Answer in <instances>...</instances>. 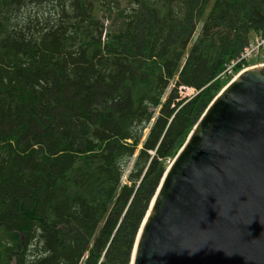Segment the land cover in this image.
Listing matches in <instances>:
<instances>
[{"label":"trees","instance_id":"1","mask_svg":"<svg viewBox=\"0 0 264 264\" xmlns=\"http://www.w3.org/2000/svg\"><path fill=\"white\" fill-rule=\"evenodd\" d=\"M261 32L264 0H0V264H130L166 161Z\"/></svg>","mask_w":264,"mask_h":264},{"label":"water","instance_id":"2","mask_svg":"<svg viewBox=\"0 0 264 264\" xmlns=\"http://www.w3.org/2000/svg\"><path fill=\"white\" fill-rule=\"evenodd\" d=\"M229 82L165 171L132 264H264V66Z\"/></svg>","mask_w":264,"mask_h":264},{"label":"built area","instance_id":"3","mask_svg":"<svg viewBox=\"0 0 264 264\" xmlns=\"http://www.w3.org/2000/svg\"><path fill=\"white\" fill-rule=\"evenodd\" d=\"M260 54L264 55V32L255 34L242 48L239 55L235 59L231 60L228 65H226L225 69L219 74L218 77L226 78L230 76L231 79L229 81H231L237 75L247 69L257 66H264V62L253 61L257 59ZM236 66H240V69L237 73L234 71Z\"/></svg>","mask_w":264,"mask_h":264},{"label":"rangeland","instance_id":"4","mask_svg":"<svg viewBox=\"0 0 264 264\" xmlns=\"http://www.w3.org/2000/svg\"><path fill=\"white\" fill-rule=\"evenodd\" d=\"M254 62H264V55H262V54H260L259 55V57L257 58V59H255V60H253ZM228 83V82H227ZM226 85V84H225ZM196 92H195V90L193 89V88H185V87H180L179 88V90H178V94H179V96L181 97V98H190L191 96H193L194 94H195ZM217 94H219V92L217 93ZM216 94V95H217ZM215 95V96H216ZM204 113V112H203ZM202 113V114H203ZM202 116V115H201ZM200 116V117H201ZM200 117H199V119H200ZM198 119V120H199ZM197 120V121H198ZM197 121H196V123H197ZM195 123V124H196ZM195 126V125H194ZM194 126H193V128H194ZM193 128H192V130H193ZM192 130H191V132H192ZM190 132V133H191ZM187 140V139H186ZM186 142V141H185ZM153 153V151L151 152V154ZM175 158V157H174ZM173 158V159H174ZM172 161L173 160H167L166 161V163H167V166L169 167L170 166V164L172 163ZM167 167V168H168ZM165 174V173H164ZM164 176V175H163ZM163 176H162V178H163ZM161 181H162V179H161ZM161 181H160V183H161ZM160 183H159V185H158V188H159V186H160ZM158 188H157V190H158ZM157 190H156V192H157ZM156 194V193H155ZM155 196V195H154ZM154 198V197H153ZM152 198V199H153ZM151 202H152V200H151ZM151 204V203H150ZM150 207V206H149ZM148 211H149V209L147 210V212H146V214H145V216H144V218H143V220H142V222H141V225H140V228H139V230H138V233H137V236H136V240H135V243H134V246H133V250H132V254H131V260H130V264H132V261H133V256H134V250H135V247H136V243H137V239H138V236H139V234H140V230H141V228H142V225H143V223H144V221H145V219H146V217H147V215H148Z\"/></svg>","mask_w":264,"mask_h":264}]
</instances>
